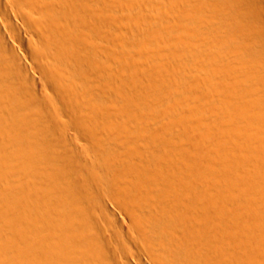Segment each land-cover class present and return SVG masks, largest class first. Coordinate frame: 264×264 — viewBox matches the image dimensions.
Returning <instances> with one entry per match:
<instances>
[{"label":"bare ground","instance_id":"1","mask_svg":"<svg viewBox=\"0 0 264 264\" xmlns=\"http://www.w3.org/2000/svg\"><path fill=\"white\" fill-rule=\"evenodd\" d=\"M0 264H264V0H0Z\"/></svg>","mask_w":264,"mask_h":264}]
</instances>
